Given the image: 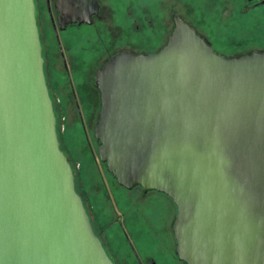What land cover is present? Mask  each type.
<instances>
[{"label": "water", "instance_id": "obj_1", "mask_svg": "<svg viewBox=\"0 0 264 264\" xmlns=\"http://www.w3.org/2000/svg\"><path fill=\"white\" fill-rule=\"evenodd\" d=\"M88 1L97 8H76ZM174 23L157 52L122 50L97 68L98 158L119 186L173 201L184 264H264V50L221 55ZM44 63L34 0H0V264H114L64 153Z\"/></svg>", "mask_w": 264, "mask_h": 264}, {"label": "flooded vegetation", "instance_id": "obj_2", "mask_svg": "<svg viewBox=\"0 0 264 264\" xmlns=\"http://www.w3.org/2000/svg\"><path fill=\"white\" fill-rule=\"evenodd\" d=\"M34 2L45 60L44 71L57 115L60 140L62 141V134L60 133L61 115H65V128H67V116L72 122L78 124L87 147L86 151L91 154L96 164L99 162H97V156L93 149L94 144H97L93 132L100 111V106L99 108L97 106L98 96L100 105V93L94 85V74L97 68L104 64L109 57L122 50L144 54L157 52L165 45L173 31L175 15L195 29L212 46L209 35L201 30L202 23L185 20L176 10L175 5L164 3L167 0L159 1L157 14L151 13V16H145L144 13L147 14L148 12L139 11L140 15L142 14L143 22L136 24V31H139L137 39L130 36L125 37V44L106 47L101 52L97 49V38L108 32L107 24L103 23V19H113L115 15L116 18L118 17L115 8L113 9L112 6H107L108 10H105L106 1L96 0L98 4L96 9L95 4L89 1L86 2L83 9L76 8L78 0H34ZM240 2V8H237L239 15L242 17L250 15L254 26L264 29V0H240ZM109 3L111 4V2ZM127 13L128 15L131 14L129 10ZM71 16L77 17L78 21L66 22V18ZM81 17H86L88 20L79 21ZM129 24L130 21H126V28H130ZM263 42L264 38H262V42H256L257 44H253L254 46L250 48L254 51H262L264 46H259L258 43ZM79 43L88 47L90 55H85L82 58L77 56L75 50L80 45ZM242 47L249 48L247 45ZM218 53L230 56L225 53ZM90 56L91 59L88 62ZM52 80L53 82L56 81L55 86H52ZM125 190L129 195L136 196L134 199L136 203L144 204L142 211L135 215L137 217L143 216V218L138 223L134 218H131L132 223L135 221L134 225H136L133 232L120 224L128 248L126 250L127 259L118 257L120 256L119 249L115 244L114 252L116 254L114 258L111 257L114 264H184L178 259L175 251L172 223L176 207L173 201L163 193L157 191L144 192L140 187ZM151 199L154 202H151ZM156 199L162 201V204ZM108 200L110 201L111 197H108ZM92 223L102 243L108 247L106 239L102 236V232L97 230L93 219ZM138 236H141L145 242L139 248L132 240Z\"/></svg>", "mask_w": 264, "mask_h": 264}, {"label": "rangeland", "instance_id": "obj_3", "mask_svg": "<svg viewBox=\"0 0 264 264\" xmlns=\"http://www.w3.org/2000/svg\"><path fill=\"white\" fill-rule=\"evenodd\" d=\"M104 1L107 4L105 10H108L107 6H112L113 9L115 8L114 10L118 17L116 18L115 15L113 19H103V23L107 24L108 32L100 37L97 36V49L100 52L106 47L125 44V37L130 36L137 39L139 31H136V24L143 22L141 19L142 14L140 15L139 11L148 12L147 14L144 13L145 16L157 14L159 11L158 3L162 0ZM107 1L111 2L112 5ZM164 3L175 5L176 10L185 20L193 23H202L201 30L209 35L212 46L217 53L233 56L254 51L250 47L254 46L253 44L256 42H262V38H264V29H259V26L258 28L255 27L250 15L242 17L237 12V8H240V0H167ZM128 10L131 12L129 15L127 13ZM128 20L130 21V28H126V21ZM258 44L259 46H264V42ZM244 45L249 48L242 47ZM75 53H77L79 58L90 55L88 47L83 43L77 46ZM90 59L91 56L88 62H90ZM55 82H53L52 86H55ZM97 106L98 108L100 106L99 96L97 98ZM61 117L62 147L73 165L77 188L86 201L94 225L106 239L108 247L105 245V248L110 257H115L114 248L117 245L120 254L118 257L126 258V250L128 248L126 247L120 224L133 232L136 226L134 225L135 221L137 223L142 221L143 216L139 215L137 217L135 215L142 211L144 204L136 203L134 201L136 196L133 194L129 195L124 188L117 184L113 176L107 172L105 164L100 162L97 155L98 144L93 146L97 162H99L96 164L91 154L86 151L87 147L78 124L72 122L67 116V128H65V115H61ZM108 197H111L110 201ZM153 199L155 200V198ZM153 199L150 201L154 202ZM156 201L162 204V201L157 199ZM131 218H134V223H132ZM142 236L145 237L144 234ZM132 240L138 248L145 244L141 236Z\"/></svg>", "mask_w": 264, "mask_h": 264}, {"label": "trees", "instance_id": "obj_4", "mask_svg": "<svg viewBox=\"0 0 264 264\" xmlns=\"http://www.w3.org/2000/svg\"><path fill=\"white\" fill-rule=\"evenodd\" d=\"M240 54H243V53H240ZM73 166V165H72Z\"/></svg>", "mask_w": 264, "mask_h": 264}]
</instances>
